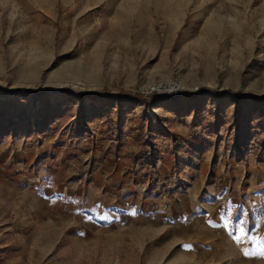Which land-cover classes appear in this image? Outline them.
Here are the masks:
<instances>
[{"label": "rangeland", "instance_id": "1", "mask_svg": "<svg viewBox=\"0 0 264 264\" xmlns=\"http://www.w3.org/2000/svg\"><path fill=\"white\" fill-rule=\"evenodd\" d=\"M176 79L178 94H144ZM261 96L264 0H0V178L49 187L59 203L101 177L105 152L122 168L104 174L117 192L158 178L163 140L202 136L209 165L235 159L245 182L264 176ZM9 209L0 199V264H217L145 229L122 230L118 247L44 227L24 252L2 227Z\"/></svg>", "mask_w": 264, "mask_h": 264}, {"label": "crops", "instance_id": "2", "mask_svg": "<svg viewBox=\"0 0 264 264\" xmlns=\"http://www.w3.org/2000/svg\"><path fill=\"white\" fill-rule=\"evenodd\" d=\"M160 144L155 148L158 178H136L134 184L121 192L112 188V178L108 181L104 177L122 170L107 152L102 155L103 165H99L104 168L100 170L101 177H92L79 189L61 191L62 203L53 199L49 187L43 190L14 181L6 183L0 178V199L7 201L11 213L2 227L24 238V252L34 247L28 243L36 242L38 229L44 227H51L52 238L61 237L60 231L69 228L78 235L86 232L88 235L81 234V238L88 245L109 239L118 247L124 237L122 230L130 237L133 231L137 232L138 237V231L145 229L151 239L161 237L166 243L173 242L172 247L180 244L186 255L193 254L195 260L212 258L217 264H264V257L256 255L264 249V214L259 204L264 199V176H252L245 182L246 169L235 159L221 165L215 159L209 165L208 161L214 157L208 139L202 136L173 148L166 140ZM258 174L264 175L261 171ZM253 202H257L254 208ZM221 212L229 220L227 229ZM240 220L244 221L245 236L237 243L232 236L238 234L236 225ZM31 230L32 235L28 234ZM147 235L142 233L140 237ZM198 236L210 238L209 244L197 243ZM245 252L251 254L245 256Z\"/></svg>", "mask_w": 264, "mask_h": 264}, {"label": "built area", "instance_id": "3", "mask_svg": "<svg viewBox=\"0 0 264 264\" xmlns=\"http://www.w3.org/2000/svg\"><path fill=\"white\" fill-rule=\"evenodd\" d=\"M183 90V84L181 83V81L176 79L164 83L153 84L146 89L144 94H178Z\"/></svg>", "mask_w": 264, "mask_h": 264}, {"label": "snow or ice", "instance_id": "4", "mask_svg": "<svg viewBox=\"0 0 264 264\" xmlns=\"http://www.w3.org/2000/svg\"><path fill=\"white\" fill-rule=\"evenodd\" d=\"M227 215H231V208L228 209V213ZM221 219L224 220V228L227 229L229 226V220L225 219V213L221 212ZM244 221L240 220L237 225H236V232L238 233L237 235L232 236V238L237 242L240 243L244 236H245V228L243 227ZM229 235L231 236L232 233H229ZM256 243H259V240H256ZM190 247V246H188ZM251 253L249 252H245L244 255L248 256ZM256 255L260 256V257H264V249L260 250L258 253H256Z\"/></svg>", "mask_w": 264, "mask_h": 264}, {"label": "trees", "instance_id": "5", "mask_svg": "<svg viewBox=\"0 0 264 264\" xmlns=\"http://www.w3.org/2000/svg\"><path fill=\"white\" fill-rule=\"evenodd\" d=\"M249 97H253L255 98L254 96H249ZM256 100L259 104L263 105L264 106V96H261V97H256Z\"/></svg>", "mask_w": 264, "mask_h": 264}]
</instances>
